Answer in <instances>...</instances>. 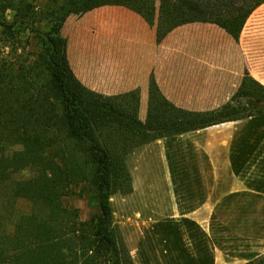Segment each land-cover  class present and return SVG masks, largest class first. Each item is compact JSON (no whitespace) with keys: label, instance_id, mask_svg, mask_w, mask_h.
Instances as JSON below:
<instances>
[{"label":"trees","instance_id":"trees-1","mask_svg":"<svg viewBox=\"0 0 264 264\" xmlns=\"http://www.w3.org/2000/svg\"><path fill=\"white\" fill-rule=\"evenodd\" d=\"M172 1L204 19L233 18L238 33L241 16L257 0ZM91 2L0 0V40L9 50L0 55V183L13 179V197L32 204L11 233L0 221V264H135L110 201L133 190L128 156L156 138L264 117V90H249L211 116L155 126L110 101L75 98L63 66L62 31ZM20 172L30 175L14 179ZM82 182L94 187L98 208L88 220L65 201ZM245 264H264V254Z\"/></svg>","mask_w":264,"mask_h":264},{"label":"rangeland","instance_id":"rangeland-1","mask_svg":"<svg viewBox=\"0 0 264 264\" xmlns=\"http://www.w3.org/2000/svg\"><path fill=\"white\" fill-rule=\"evenodd\" d=\"M46 1L42 0L44 3ZM141 1L156 4L157 7L153 14L145 13L146 17H158L164 16L159 5L163 7L164 2L171 0H92L89 6L76 12L64 24L63 66L68 89L75 98L110 101L121 110L155 126L178 118L200 119L211 116L234 104L239 95L251 92L233 88L224 64L227 63V57L214 59L215 52L226 56L230 52H246L249 47L245 39L250 26L248 29L244 27L240 36L242 40L236 42L227 33L230 19L208 18L203 20L204 34L198 38L195 24L202 18L192 13H188V58L174 57L173 72L157 75L158 86L155 90L139 89L137 75L133 73L114 74L113 83L108 82V79L103 83V75L89 73L88 59L81 60L80 64L77 54L80 51V55H84L93 49L91 41L94 26L91 21L96 20L106 30L105 35H108L109 26L115 30L126 19L139 17V13L132 9V3ZM263 1L257 0L249 9L248 12L253 10L248 19L249 25L256 23L257 14H264V6L262 10L256 9L258 3ZM247 13L241 16L240 24H245ZM175 15L178 14L173 11L172 16ZM84 22H87V26L82 25ZM86 30L90 31L87 38ZM116 34L114 31L113 35ZM8 51L0 40V55L6 56ZM122 80L126 87L121 89L117 81L120 83ZM114 83L116 87H108ZM263 126L264 119L255 122L246 120L243 130ZM178 155L176 146L167 144L164 137L136 148L127 160L133 190L128 194L110 196L119 237L129 248L135 264H214V248L218 245L239 260L255 258L254 244L239 238L217 222L209 233L193 223L184 228L180 222L173 224L172 219L164 217L166 207L171 210L170 206L175 204L166 201V198L184 192ZM29 175L28 172H20L14 179ZM12 180L0 183V221L3 223L2 229L9 233L14 230L18 217L32 208L30 201L13 197ZM72 188L74 192L66 197V204L78 209L81 220L90 219L98 212L93 197L94 187L82 182L74 184Z\"/></svg>","mask_w":264,"mask_h":264},{"label":"crops","instance_id":"crops-1","mask_svg":"<svg viewBox=\"0 0 264 264\" xmlns=\"http://www.w3.org/2000/svg\"><path fill=\"white\" fill-rule=\"evenodd\" d=\"M132 6L139 17L126 19L115 30L109 26L108 35L96 20H92L93 49L84 55L78 51L77 57L80 64L81 60L88 59V72L103 75V83L107 79L113 83L114 74L133 73L137 75L139 89L155 90L157 75L173 72L174 57L188 58L189 12L172 0L164 2L163 7L159 5L164 16L158 17L145 16V13L153 14L156 4L141 1ZM263 6L264 1L258 3L256 9L262 10ZM173 11L180 17H173ZM252 11L247 13L248 18L238 33L233 27V18L226 28L237 42L242 40L244 27L250 26L245 39L247 51L230 52L228 56L214 53L215 60L228 58L227 63L224 62L228 69L226 73L233 88L238 90H264V14H257L256 23L249 25ZM200 20L195 24L198 38L204 34L205 19ZM82 25L87 26V22ZM114 31L117 32L115 36ZM89 32L85 31L86 38ZM117 82L121 89L126 87L123 80ZM246 120L255 122L256 119L217 123L164 137L167 144L178 149L184 191L166 198L175 204L170 206L171 210L166 207L164 217L172 219L173 224L180 222L184 228L193 223L209 233L217 222L254 244L257 257L264 254V126L243 130ZM239 259L219 245L214 248V264H245L249 261Z\"/></svg>","mask_w":264,"mask_h":264},{"label":"water","instance_id":"water-1","mask_svg":"<svg viewBox=\"0 0 264 264\" xmlns=\"http://www.w3.org/2000/svg\"><path fill=\"white\" fill-rule=\"evenodd\" d=\"M152 132H155V130H151Z\"/></svg>","mask_w":264,"mask_h":264}]
</instances>
